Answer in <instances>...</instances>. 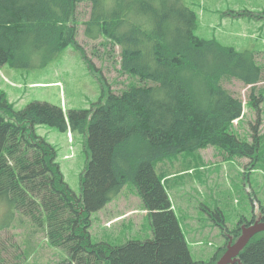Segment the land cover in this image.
<instances>
[{"label":"trees","instance_id":"trees-1","mask_svg":"<svg viewBox=\"0 0 264 264\" xmlns=\"http://www.w3.org/2000/svg\"><path fill=\"white\" fill-rule=\"evenodd\" d=\"M84 2L92 6L85 35L118 45L116 64L133 83L121 93L104 91L90 108L68 111L40 100L16 109L0 91V262L8 253L3 233L29 220L34 233L42 230L51 247L68 253L69 260L58 264H196L155 163L174 152L210 146L253 163L257 144L239 139L230 127L242 116V102L223 81L250 85L249 104L258 108L262 67L252 51L196 35L197 14L183 0H0V67L41 68L72 44L87 59L76 26V10ZM244 13L251 12L238 11ZM38 125L87 135L91 155L80 195L65 181L57 150L38 134ZM128 182L149 211L154 238L94 244L91 213ZM217 213L224 228L223 213ZM257 219L242 220L229 231L208 264L218 262L243 224ZM36 246L25 250L19 244V255L28 258ZM231 264H264V231Z\"/></svg>","mask_w":264,"mask_h":264},{"label":"rangeland","instance_id":"rangeland-1","mask_svg":"<svg viewBox=\"0 0 264 264\" xmlns=\"http://www.w3.org/2000/svg\"><path fill=\"white\" fill-rule=\"evenodd\" d=\"M183 1L197 14L196 35L241 52L252 51L262 67L255 101L258 108L255 103L249 104L250 88L236 79L223 81L242 102V116L232 120L230 127L239 139L257 144L253 163L248 157H228L217 146L196 152H174L155 163L193 261L208 264L226 243L229 230L234 231L242 220L261 218L264 212V0ZM91 10L89 2L79 4L76 10L77 39L87 59L72 44L41 68H13L8 64L0 67V91L8 95L16 109L35 100L49 101L66 111L90 108L104 91L121 93L133 83L120 70V64H116L120 61V47L102 37L94 40L85 35V21L90 18ZM238 11L251 13L240 15ZM41 84L46 85L40 87ZM36 128L38 134L55 146L56 161L65 181L80 195L81 179L91 155L87 135L70 131V136L50 125ZM217 210L225 218L224 228L216 221L222 216ZM90 218L89 232L94 244L106 242L120 246L130 240L154 238L149 211L133 182H128L119 195L91 213ZM3 242L8 248V253L2 255L3 264H58L69 260L67 252L49 245L42 230L34 233L29 220L4 232ZM19 244L25 250L37 246L25 258L19 255Z\"/></svg>","mask_w":264,"mask_h":264},{"label":"water","instance_id":"water-1","mask_svg":"<svg viewBox=\"0 0 264 264\" xmlns=\"http://www.w3.org/2000/svg\"><path fill=\"white\" fill-rule=\"evenodd\" d=\"M261 231H264V220L260 218L248 226L243 225L241 234L235 241L233 239L229 241L226 251L220 257L217 264H231L236 262L238 255L246 247L250 239Z\"/></svg>","mask_w":264,"mask_h":264}]
</instances>
